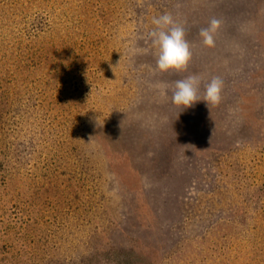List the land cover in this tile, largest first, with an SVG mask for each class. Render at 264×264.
Returning a JSON list of instances; mask_svg holds the SVG:
<instances>
[{
	"label": "rangeland",
	"instance_id": "obj_1",
	"mask_svg": "<svg viewBox=\"0 0 264 264\" xmlns=\"http://www.w3.org/2000/svg\"><path fill=\"white\" fill-rule=\"evenodd\" d=\"M0 1V155L21 132H35L39 148L23 165L12 159L14 167L8 168L21 179L39 171L37 201L28 204L24 197L5 217V194L0 197V264H91L92 251L104 249L124 215L144 232L139 235L144 240L128 238L125 230L123 245L130 252L109 257L111 264H264V0H137L140 16L133 21L122 17L126 4L135 13L129 0H44L32 7L25 0H7L14 3L12 10ZM80 7L86 9V31L75 37L66 32L73 31L68 28L74 21L66 11ZM163 13L185 27L195 53L186 71L154 69L140 78L125 50L132 44L134 53L150 49L156 55L149 33L153 18ZM212 17L222 26L215 47L208 48L199 30ZM51 24L56 28L50 41ZM96 29L100 39L90 36ZM38 47L47 49L52 65L50 94L33 87L37 100H46V112L31 107L27 98L12 110L8 90L30 68L23 55L31 58ZM82 58L93 61V69L68 66ZM193 74L201 78V99L212 77L223 79L221 104L202 100L201 105L229 124L236 112L233 121L238 115L242 123L236 132L228 124V137L210 138L208 131L183 123L197 117L187 116L170 97L176 81ZM121 108L130 109L137 121L124 137L128 141L112 150H83L79 158L90 159L85 169L62 132L63 114L76 109L101 116ZM214 123L212 118L207 124ZM128 149L136 152V166L126 157ZM145 149L154 151L152 161L145 160ZM58 151L76 160L75 166L63 162ZM137 170L146 173V182ZM19 187L27 196L24 184Z\"/></svg>",
	"mask_w": 264,
	"mask_h": 264
},
{
	"label": "trees",
	"instance_id": "obj_2",
	"mask_svg": "<svg viewBox=\"0 0 264 264\" xmlns=\"http://www.w3.org/2000/svg\"><path fill=\"white\" fill-rule=\"evenodd\" d=\"M14 1L18 2V0H14ZM43 1L44 0H25V3L28 6L32 7L33 5L40 4ZM51 1L54 2L55 0H46L48 4H50ZM64 1H66L67 3H71L70 0H64ZM5 4L8 7L7 10H12L14 3L12 2L10 3L9 1L5 0ZM129 4L131 6L130 8L132 9V11L133 12L135 11V13L130 14L128 12L129 5L126 4V6L128 7H125V5L122 6L123 7L122 17L123 19H125L126 17V20L133 21V20H136L137 16H140V10H141L140 4L137 0L136 1L129 0ZM21 7L23 9L25 8L23 5ZM69 10L66 11L67 15L74 21H71L73 22L71 23L72 26H70V28L68 29L73 30V31L70 32L69 30H67L66 32L69 33V35L72 34V36H75V37L80 36L84 31H86V25L84 23V20H85L84 15H86V9L84 7H80L79 11H69ZM124 13H127V15L125 16ZM2 19L3 18L0 15V20ZM74 23H78L79 27L75 25ZM62 26H64L67 29V27L64 24ZM111 26H115L117 28L116 22H113ZM55 28L56 27L51 24V26H49V28L46 29V30H50L47 32L46 40L47 39L50 41L52 40L53 33L51 34L49 32H52V30L55 31ZM97 34L98 33L96 29V33L93 32L90 36L94 39L96 38L100 39V37H98ZM41 35L43 36L44 33H42ZM113 37L114 36L111 35L110 39H112ZM143 40H144L143 41L144 43H147V40L145 39ZM140 41L141 39L138 40V42ZM35 43L36 41H33V44ZM38 48L39 49L32 48L33 56L31 58L28 57L26 54L23 55V58L26 59L25 63L23 64L26 65V63L29 62L28 66L30 68H27L29 70L26 72L24 76H21V77L18 76L17 79L14 80L15 84L12 83V85L10 86L8 90V91H12V93L9 92V96L7 97V100H9V105H13L12 110L16 111L20 109L21 108L20 104H22V102L27 98V100L30 101L29 104L31 105V107L33 108L37 107L38 110H40V112L42 111L43 113L46 112L45 111L47 109V104L45 102L46 100H42V99L37 100V97L39 95L35 93V89H33V87L38 88L41 86V88H43L44 90L47 89L48 94H50L49 92L52 90L51 89L52 65L49 59L50 55L48 54L47 49L46 48L42 49L41 47H38ZM99 50L101 51L102 48L100 47ZM125 51H126V58L132 59V61L129 64L130 68L139 69L138 76L140 78L145 77L146 71L149 72L150 70L156 69L155 65H156L157 54L154 55L150 49H149L150 52L144 51L143 53V51H137L136 53H134L132 44H129ZM53 52L55 51L53 50ZM157 53H158V50H157ZM194 53L195 52L193 51V54ZM59 64H62L63 68H65L64 66H66L67 68V65L63 62V60H61V63L59 62ZM32 65H34L33 66L34 68H32ZM68 66L70 68L75 67L76 69H86L87 70V69H93L92 67L95 66V63L91 60L82 58L81 60H79V63H72V64L68 63ZM35 74L37 75L34 77ZM160 74L162 73L160 72ZM31 77H34V78L32 79ZM97 79L98 78L95 77V80ZM172 95H173V92L171 93V97H170L171 101H172ZM14 97H15V100H14ZM201 103H202V100L196 102L191 107L184 108L185 109L184 112L187 116L189 115V116H192L193 118L195 117L197 118H196V122H194V120L192 119V120H186L183 123L187 125L189 129H194L198 127L199 129H203V133L205 131H208L209 132L208 135L210 136V138H216V139L221 138L222 139V138H226L224 136L228 137V135L232 133V132H229V128L227 127L229 123H227L226 120L221 121V120L216 119V117L214 116V113L212 114L210 110L206 111L207 107H205V105H201ZM128 104L132 107L131 102ZM63 106L65 108V105ZM131 107L129 108L131 109ZM130 109L128 110L126 108L117 109V111L119 110L118 112H108L107 111L106 113L101 114V116H94L92 112H88V111L78 112L76 111V109L66 111L63 114L62 126H61L62 132L68 135L69 141L72 142L70 148L74 150L75 155L80 160V165L82 167H84L85 169H88L87 165H90V159L87 155L84 161H82L79 158V154H81L83 150L97 151L98 146L104 147V148L106 147V148H109V150H112L113 148L111 147L118 146L119 142H121L122 144L123 141H128V140H125L124 137H127L128 130L130 131L134 129L133 126L137 122V121L135 122V120H132L131 113L129 112ZM231 111L232 110H230L229 112ZM235 114L236 112L232 111L231 112L232 121L231 120L228 121L230 122L229 125L233 129V132L237 130L240 126L242 127V123H239L238 115L236 119L233 121V115ZM212 118L215 119V123L213 125H208L207 123ZM165 122H164V125H168V121L165 120ZM50 134H51L50 137L53 138L54 143L55 141L57 143L56 135H53L52 132H50ZM19 135L20 137L16 139L13 143H11L12 144L11 149L8 152L0 155V172L3 173V180H2V183H0V197L3 196V194H5V217L7 216L6 211L9 208L13 207L15 203L25 202V200L23 199L24 197L27 198L26 200H28V204L36 205L35 202L37 201L35 197V192H34V189L37 188V185H34V178L37 175V173H39V171L37 170L35 173V176H32L31 179L30 178L21 179L22 177H16V176H21V175H17L16 173L11 172L13 171V168L8 169L12 166L14 167V164L11 165L12 159H14V163L17 162L15 164L20 163L21 165H23L27 157L31 159L33 155L35 154V152L39 151V148H37V145L35 144L37 140V136L35 132H31L29 134L25 132L23 133L21 132V134ZM145 151H146L145 160L147 162L152 161L154 158V151H152L151 153L147 149H145ZM59 153H60V156L63 162L64 160L65 161L68 160L71 166L72 165L73 167L75 166L76 160L74 162L71 161L70 160L71 157L66 152L65 153L59 152ZM135 153L136 152L133 149H130V150L128 149L127 153H125L126 157L129 158L130 163L133 165L135 164L134 166H136L137 164L135 163L136 160H135V157L133 156ZM137 171L140 174L138 175V178L146 182L147 181L146 173L142 174L139 170ZM16 179H18L19 181H17ZM23 184H24L26 192L28 193L27 196L23 195V191L19 187ZM22 203H18L19 207H21ZM123 218L125 219V221H122V223H120L119 226L109 231L108 233L109 237L106 240L104 249H102V251L101 250L92 251L93 253L90 255V258L93 257L92 259H90L92 261L91 264H96L98 259L104 260V258H107V259H105V261L102 262L101 264H111V262L108 261L109 257L112 256L109 260H113L115 259L114 256L118 255V256L124 257V255L128 254L130 252L129 249H125V246L123 245L124 243L123 233L125 230H126L125 235L128 238L132 236V238L133 239L135 238V240L137 241L144 240L143 238L139 236L140 234L144 233L142 232V230H140L139 226L137 224H132L133 220L130 221L131 218L129 216L127 217L126 215H124ZM22 226L23 225L20 224V227ZM22 228L25 229L28 236H30L28 227H22ZM132 229H133V232H131ZM127 230H129L130 234L129 232H127ZM135 230H138V231H135ZM114 233L117 234L119 239L113 236ZM28 240L29 239H26L23 242L24 247L26 249L28 248V245L30 244V242H26Z\"/></svg>",
	"mask_w": 264,
	"mask_h": 264
},
{
	"label": "clouds",
	"instance_id": "obj_3",
	"mask_svg": "<svg viewBox=\"0 0 264 264\" xmlns=\"http://www.w3.org/2000/svg\"><path fill=\"white\" fill-rule=\"evenodd\" d=\"M152 24L155 26L149 33L153 46L158 49L156 69L160 72L175 70L186 71L193 58L191 43L186 39L185 27L179 24L171 13H163L154 17ZM222 26V20L212 17L207 25L199 30V36L205 47H215V37ZM201 78L198 75H188L175 83L172 103L176 106L188 108L198 101L219 106L223 100L224 82L219 76L211 78L205 85L204 95H198ZM157 87H161L157 85Z\"/></svg>",
	"mask_w": 264,
	"mask_h": 264
}]
</instances>
